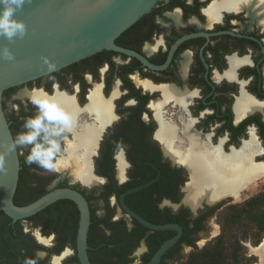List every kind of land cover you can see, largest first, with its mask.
Here are the masks:
<instances>
[{
	"label": "flooded vegetation",
	"instance_id": "obj_1",
	"mask_svg": "<svg viewBox=\"0 0 264 264\" xmlns=\"http://www.w3.org/2000/svg\"><path fill=\"white\" fill-rule=\"evenodd\" d=\"M214 5L215 0H158L115 40L116 46L138 53L156 69L104 51L27 83L43 80L38 86L43 94L58 92L73 100L78 114L57 138L62 157L75 132L97 124L86 110L92 91L98 89L110 103L111 117L100 125L88 156L83 177L88 184L43 169L22 180L18 176L13 197L16 206H25L55 189L81 194L89 209L90 264H148L161 245L176 238L158 262L174 264L181 249L210 237L208 222L233 198L208 205V192L194 210L184 203L190 174L186 163L175 160V145L179 151L188 147L186 129L223 155L247 144L256 147L252 162L264 163V8ZM164 88L175 91L184 104L175 98L163 101ZM156 103L174 131L168 154L156 137L158 122L151 108ZM33 106L37 114L38 106ZM250 185L241 193L253 190ZM130 213L152 226H176L180 233L152 230ZM78 224L77 206L64 199L16 222L0 212V264H51L54 259L80 264Z\"/></svg>",
	"mask_w": 264,
	"mask_h": 264
},
{
	"label": "water",
	"instance_id": "obj_2",
	"mask_svg": "<svg viewBox=\"0 0 264 264\" xmlns=\"http://www.w3.org/2000/svg\"><path fill=\"white\" fill-rule=\"evenodd\" d=\"M158 0H31L16 14L27 27L23 38L13 42L0 37V51L7 48L14 60L0 58V156L5 171L0 173V212L12 222L26 219L57 200L73 202L79 211L76 234V251L80 264H90L87 258V230L89 209L86 201L71 189H55L25 206H16L13 197L17 186L19 152L12 149L14 140L2 107L18 96L32 91L39 85L30 83L56 73L102 51H110L139 61L149 69L156 67L138 53L115 45V40L141 16L147 14ZM45 60L47 62H45ZM49 64L54 65L52 70ZM15 88L2 98L6 90ZM142 188V187H140ZM152 230L174 229L173 225L152 226ZM176 238L164 243L148 264H158L162 254ZM264 238L257 248L261 246ZM256 248V249H257Z\"/></svg>",
	"mask_w": 264,
	"mask_h": 264
},
{
	"label": "bare ground",
	"instance_id": "obj_3",
	"mask_svg": "<svg viewBox=\"0 0 264 264\" xmlns=\"http://www.w3.org/2000/svg\"><path fill=\"white\" fill-rule=\"evenodd\" d=\"M215 3V8L227 10H237L244 5L255 8L257 11H262L264 8V0H215ZM162 95L163 101L175 98L174 100L177 102L182 99L177 97L175 91L170 88L162 89ZM17 98H26L31 101L33 98H37L46 101L50 107H54L60 113L70 117L68 126H72L78 114L73 100L58 92L47 96L40 90H33ZM179 102L181 105L184 104V101ZM160 105L161 103L152 104L151 108L154 109V116L158 122L156 137L166 145L164 151L168 154L171 145L174 144V131L171 125L162 120L159 114ZM86 110L94 116L95 122L99 126L97 124L86 125L75 132L73 134L74 141L67 144L65 148V156L55 160V170L60 175H68L71 180L78 179L83 184H88V180L83 177L88 173V156L97 138L100 125L111 117L110 103L102 100L98 89H94L89 95V105ZM184 134L188 138L189 145L183 151H179V144L175 145V160L187 164L190 183L186 188L187 195L184 198V203L193 210L198 206V203L200 206V202L204 201L203 198L208 192H212L211 197L206 199L208 205H213L228 196L233 199L238 198L244 188L264 174V163L254 164L252 162V156L259 152L256 147L252 148L247 144L239 151H231L228 155H223L218 148H206L189 130L186 129ZM74 167L77 168L76 173L72 171ZM118 167L120 170V161ZM254 252L259 258L258 264H264V241ZM51 264H58V259H54Z\"/></svg>",
	"mask_w": 264,
	"mask_h": 264
},
{
	"label": "rangeland",
	"instance_id": "obj_4",
	"mask_svg": "<svg viewBox=\"0 0 264 264\" xmlns=\"http://www.w3.org/2000/svg\"><path fill=\"white\" fill-rule=\"evenodd\" d=\"M39 88L36 89L39 90ZM28 105L33 106L34 104L26 98L16 97L5 102L6 118L16 113L19 106L26 108ZM17 150L19 156L24 155V147H17ZM58 153L55 160L64 155L61 151ZM49 173L56 174V172ZM68 182L71 183L70 180ZM250 186L254 189L244 191L236 199L226 200L222 208L212 217V221L208 222L207 233L210 237L207 241H204L205 238L202 237L197 246L181 249L180 256L176 258L174 264H195L212 259L218 264H258L259 258L254 250L264 238L262 225L264 177L257 180L253 187ZM252 199H259L258 203L252 206L247 205Z\"/></svg>",
	"mask_w": 264,
	"mask_h": 264
},
{
	"label": "clouds",
	"instance_id": "obj_5",
	"mask_svg": "<svg viewBox=\"0 0 264 264\" xmlns=\"http://www.w3.org/2000/svg\"><path fill=\"white\" fill-rule=\"evenodd\" d=\"M30 2L31 0H0V37L11 43L15 38L25 36L27 27L23 21L16 19V14ZM0 58L8 61L14 60L12 53L7 48L0 51ZM45 62L47 61L45 60ZM53 68L54 65L49 64V69ZM32 103L38 106V113L34 118L25 121L24 128L27 131L17 134L11 148L30 146L25 162L29 165L35 163L45 171L52 172L56 167V154L60 150L57 138L62 135L70 117L60 113L56 108L50 107L46 101L33 98ZM4 171L3 157L0 156V173Z\"/></svg>",
	"mask_w": 264,
	"mask_h": 264
},
{
	"label": "trees",
	"instance_id": "obj_6",
	"mask_svg": "<svg viewBox=\"0 0 264 264\" xmlns=\"http://www.w3.org/2000/svg\"><path fill=\"white\" fill-rule=\"evenodd\" d=\"M102 52H104V51H102ZM84 60H87V59H84ZM84 60H82V61H84ZM53 75H55V73ZM14 89L15 88L6 90L3 93L2 98L5 97L8 93H10L11 91H13ZM2 107H3V110H4V103H3V101H2ZM34 109H35V106L28 105L26 108H22L21 106H19V109H18V111L16 113L11 114L8 118H6L7 119V123H8V127H9V130L11 132V135H12L14 141H15V138H16V136H17L18 133L27 131L24 128V123H25V121L27 119L34 118L37 115L34 112ZM41 136H43V133H41ZM29 151H30V146H28L24 150V155L23 156H19V166H20V170H19L18 176H19L20 179L23 178L24 176H35V175H37V173H36L37 171L39 172V171H42L43 170L42 168H40L35 163L29 165V164H27L25 162V158L29 154ZM259 199H260V197H259ZM259 199H252V200H250L247 203V205H249V206L255 205V204L258 203V200ZM262 225H263V228H264V220L262 222ZM195 264H218V263L215 262V260L212 259L211 261H204V262H199V263H195Z\"/></svg>",
	"mask_w": 264,
	"mask_h": 264
}]
</instances>
